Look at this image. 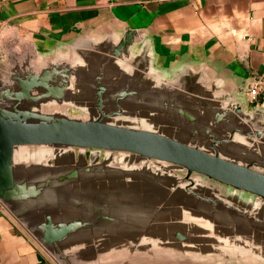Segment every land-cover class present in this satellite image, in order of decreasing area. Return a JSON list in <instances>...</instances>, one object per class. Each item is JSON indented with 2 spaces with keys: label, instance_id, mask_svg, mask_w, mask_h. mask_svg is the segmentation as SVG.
<instances>
[{
  "label": "water",
  "instance_id": "obj_1",
  "mask_svg": "<svg viewBox=\"0 0 264 264\" xmlns=\"http://www.w3.org/2000/svg\"><path fill=\"white\" fill-rule=\"evenodd\" d=\"M0 50V204L57 264H264L258 77L159 67L111 21Z\"/></svg>",
  "mask_w": 264,
  "mask_h": 264
},
{
  "label": "crops",
  "instance_id": "obj_2",
  "mask_svg": "<svg viewBox=\"0 0 264 264\" xmlns=\"http://www.w3.org/2000/svg\"><path fill=\"white\" fill-rule=\"evenodd\" d=\"M111 21L146 30L156 64H217L238 80L264 73V0H0V38L14 29L49 50ZM248 109L246 93L240 96ZM0 264H57L0 204Z\"/></svg>",
  "mask_w": 264,
  "mask_h": 264
},
{
  "label": "built area",
  "instance_id": "obj_3",
  "mask_svg": "<svg viewBox=\"0 0 264 264\" xmlns=\"http://www.w3.org/2000/svg\"><path fill=\"white\" fill-rule=\"evenodd\" d=\"M4 53L0 50V62L4 60ZM264 100V73L253 81L246 91V103L248 106H258Z\"/></svg>",
  "mask_w": 264,
  "mask_h": 264
},
{
  "label": "rangeland",
  "instance_id": "obj_4",
  "mask_svg": "<svg viewBox=\"0 0 264 264\" xmlns=\"http://www.w3.org/2000/svg\"><path fill=\"white\" fill-rule=\"evenodd\" d=\"M2 51V50H1ZM4 53V52H3ZM4 55H5V53H4ZM5 59H6V55H5V57H4V60L2 61V62H4L5 61ZM1 63V62H0Z\"/></svg>",
  "mask_w": 264,
  "mask_h": 264
}]
</instances>
